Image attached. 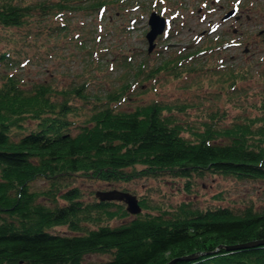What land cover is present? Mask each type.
<instances>
[{
  "label": "trees",
  "instance_id": "trees-1",
  "mask_svg": "<svg viewBox=\"0 0 264 264\" xmlns=\"http://www.w3.org/2000/svg\"><path fill=\"white\" fill-rule=\"evenodd\" d=\"M108 2L0 0V25L11 34L0 61L12 68L0 73V264H165L202 249L211 252L171 264H264V243L214 251L223 243L264 239V205L196 206L189 199L163 207L140 195L144 210L112 225L108 219L129 214L123 202L95 196L86 200L78 182H66L167 174L181 177L188 192L192 180L208 172L264 181V95L253 104L257 111L242 120L235 117L219 125L224 114L216 109L201 126L183 125L173 109L184 110V104L175 101L152 99L122 109L119 103L130 96L133 84L124 73L122 82L100 93L90 92L85 79L57 86L15 72L22 61L15 56L18 41L31 43L40 36L39 45L54 50L55 37L67 29L65 14L84 9L98 13ZM209 49L197 46L178 57L160 56L157 66L144 71L147 54L135 74L150 78L162 68L173 69L175 75L178 65L192 70L191 59ZM216 73L222 78L218 87L225 82L230 87L246 76L226 65ZM39 177L47 186L32 188ZM63 224L70 232L50 230ZM96 251L110 256L83 262L85 252Z\"/></svg>",
  "mask_w": 264,
  "mask_h": 264
},
{
  "label": "rangeland",
  "instance_id": "rangeland-1",
  "mask_svg": "<svg viewBox=\"0 0 264 264\" xmlns=\"http://www.w3.org/2000/svg\"><path fill=\"white\" fill-rule=\"evenodd\" d=\"M109 1L108 4L105 3L103 15H97L96 10L92 9L65 14L67 29H63L65 30L64 35L60 32L61 34L55 37L57 40L56 44L54 43V50L45 49L44 45H39L40 36L31 43L18 41L19 50L15 56L21 59V62L35 52L40 56L37 58L32 56L22 65L21 62L19 65L17 63L15 67L13 66L15 72L24 75L29 80H50L57 86L73 79L76 81L85 79V85L90 92L113 88L123 81L121 77L124 73L127 75L126 80L133 84L128 88L130 96L119 103L122 109H131L141 102H149L152 99L171 104L175 101L184 104V110H172L177 120L183 125L201 126L202 120H205L207 115L216 112V109L224 114L219 125L230 124L235 117L242 120V116L257 111L253 104L258 103L261 100L260 96L264 95V58L242 56V44L223 48H219L216 44L219 38H223L224 34L220 35L225 26L234 23L239 29L245 31H254L258 25L263 26L264 0H252L253 7L248 11L251 16L254 13L259 15L257 21L246 20L245 15H242V23L234 22L232 19L222 20L224 18L219 13L224 5L223 0H207L206 5L196 0H184L178 11H181L185 17L173 16L171 20L173 28L171 29L174 32L172 31L167 37H163L159 32L154 38L155 46L149 51L146 49L148 41L145 39L148 31V15L156 9L151 2L154 1L157 7L163 10L165 9L164 1ZM136 2L139 6L131 8ZM168 4L169 2L166 6ZM172 10L174 9H168V11ZM8 29L9 27L2 28L0 25V51L7 50L10 45L11 34H7ZM77 33H81V37L76 35ZM52 38L49 39L52 40ZM83 42L84 45L80 46ZM259 44L262 45L261 42ZM197 46H209L210 49L208 52L203 51L200 55L198 53V56L194 57L195 60L191 59L194 61L192 70L178 65L175 69L179 74L175 75L173 69L164 70L162 68L156 70V74L150 78H144L146 73H140L139 76L135 74L139 60L147 54H149L148 62L143 66L144 71H148L150 66L152 68L157 66L161 57L171 55L178 57L182 52L187 53ZM97 56L100 57L99 62L96 60ZM125 58L133 61V64L131 62L128 64ZM224 62L244 72L246 76L237 78L236 83L230 87H227L226 82L218 87L222 78L216 72L223 71ZM10 69L12 68L4 65L3 60L0 61V73L2 70ZM75 102L80 103L79 99ZM78 111L79 117H82L84 109ZM44 180L39 177L31 182L32 188L46 187L47 182ZM71 180L73 183L78 182L81 190L84 191L83 196L86 200L94 198L96 189L115 186L120 189L125 187L137 196L146 195L151 204L158 203L163 207H173L179 201L189 199L196 206H214L222 203L240 208L247 203H254L260 208L264 205L263 179H242L231 174L208 172L204 176L198 175L192 180V188L188 192L184 189L181 177H172L167 174L134 176L129 181L109 182L104 179L83 178L75 181L71 178L66 182L71 183ZM61 200L58 201L61 202ZM42 201L49 203L47 199L42 198ZM133 214L129 212L123 218L115 216L107 222L112 225L120 224L131 218ZM50 230L70 232L65 224L52 227ZM109 256L108 252H85L83 262H95Z\"/></svg>",
  "mask_w": 264,
  "mask_h": 264
},
{
  "label": "flooded vegetation",
  "instance_id": "flooded-vegetation-1",
  "mask_svg": "<svg viewBox=\"0 0 264 264\" xmlns=\"http://www.w3.org/2000/svg\"><path fill=\"white\" fill-rule=\"evenodd\" d=\"M196 1L199 3V2H206L207 0H196ZM168 2L169 4L167 7L174 9L172 11L167 12L168 17H172L171 20H173V16L179 17V15H181L183 18L185 17L181 11H179V13H176L180 9L179 7L180 6L182 7L184 0H167L166 5ZM151 3L153 4V1ZM223 3L224 5L220 3L222 5V9L219 14L222 15L221 17L224 18L222 19L224 21L228 19H232L234 20V22L238 21L239 23H242L241 22V19L243 17L242 15H245L246 20L257 21V18L259 17L258 14L254 13L251 16L250 15L251 13L250 14L248 13V11L252 9L253 7L252 0H223ZM227 13L229 14L227 15ZM163 14L166 16L165 13ZM225 15L227 16L225 17ZM223 34H224L223 38L222 39L219 38V41L216 44V46H218L219 48H223L224 46L229 47V46H234V45L241 46L242 44L243 45V47L241 48L243 49L241 52L242 56H247L248 58H253L255 56L257 57V59L264 58V54H263L264 53V25L263 26L258 25L254 29V31H245L243 29H239L233 23L223 28V33L220 36H222ZM259 42H261L262 45H260ZM224 65H226L225 62L223 66ZM228 67H231V66H228Z\"/></svg>",
  "mask_w": 264,
  "mask_h": 264
},
{
  "label": "water",
  "instance_id": "water-1",
  "mask_svg": "<svg viewBox=\"0 0 264 264\" xmlns=\"http://www.w3.org/2000/svg\"><path fill=\"white\" fill-rule=\"evenodd\" d=\"M230 13V12H229ZM227 13V15L229 14ZM149 18V28L147 33L145 34L146 39H148V44H147V50H151L154 47L155 44V37L157 34H159V32H163L164 30V24L166 22L165 17L161 16L159 13L157 14L156 11H152L150 13V15L148 16ZM95 196L99 199V200H106V199H114L116 198V200H122L125 203V208L130 212V213H136V212H140L141 206H140V202L139 199H137V195L134 194L133 192L127 190V189H119L116 188L115 186L112 188H108V189H96L95 192ZM254 243L256 244H263L264 243V239H256L254 238V240H248V241H243V242H233L232 244H219L215 247L214 251L219 250V247H225V249H233L235 248H239V247H244L245 246H249V245H254ZM211 251H204L202 250H196V251H192L191 253L188 254H184V255H180L178 257H174V258H170V260L165 263V264H171L174 262V259L176 258H185V259H191V257L195 258L198 254H205V253H209Z\"/></svg>",
  "mask_w": 264,
  "mask_h": 264
}]
</instances>
